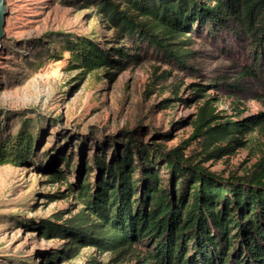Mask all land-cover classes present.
<instances>
[{
    "label": "trees",
    "instance_id": "1",
    "mask_svg": "<svg viewBox=\"0 0 264 264\" xmlns=\"http://www.w3.org/2000/svg\"><path fill=\"white\" fill-rule=\"evenodd\" d=\"M92 2L113 30L112 38L102 42L60 34L50 41L70 51L72 63L84 68V74L103 66L122 71L132 58L139 59L129 50L142 43L186 66L191 51L184 47L192 39L186 34L206 26L210 33L222 30L246 40L251 68L245 71L264 76V0ZM50 42L28 48L30 71L58 55ZM219 115L208 99L193 122V137L206 158L234 153L246 145L239 134L264 120V113L243 119ZM19 118L16 130L0 134V164L20 166L37 159L51 180L67 185L57 193L81 205L67 223L60 217L43 222L42 232L71 238L69 245L47 255L48 260L61 253L73 255L84 243H92L128 254L141 247L144 252L135 256L140 264H264V150L249 174L228 177L184 159L183 147L166 148L134 133L92 141L77 159L58 145L39 151L41 120L36 124L37 119ZM160 166L169 175L167 181H161ZM70 170L77 175L74 180L67 176Z\"/></svg>",
    "mask_w": 264,
    "mask_h": 264
},
{
    "label": "rangeland",
    "instance_id": "2",
    "mask_svg": "<svg viewBox=\"0 0 264 264\" xmlns=\"http://www.w3.org/2000/svg\"><path fill=\"white\" fill-rule=\"evenodd\" d=\"M5 6L0 134L16 130L19 117L37 119L36 124L41 120L38 150L58 145L78 159L92 141L103 143L134 133L166 148L183 147L184 159L222 177L249 174L262 157L264 120L239 134L246 145L222 158H206L193 137V122L208 99L223 119L264 113V76L245 71L251 68L246 40L199 26L186 34L192 37L184 47L191 51L186 66L142 43L129 50L139 59L132 58L122 71L103 66L84 74L55 39L60 34L102 42L113 37L92 0H5ZM42 42L58 47L59 53L30 71L27 60L33 58L28 48L37 49ZM37 162L0 164V264H140L135 256L144 252L141 247L128 254L92 243H84L77 253L70 252L73 255L61 253L48 260L47 255L69 245L71 238L42 232L43 222L60 217L67 223L81 205L58 194L67 185L51 180ZM72 170L67 176L74 180ZM159 173L162 182L169 179L161 166Z\"/></svg>",
    "mask_w": 264,
    "mask_h": 264
},
{
    "label": "water",
    "instance_id": "3",
    "mask_svg": "<svg viewBox=\"0 0 264 264\" xmlns=\"http://www.w3.org/2000/svg\"><path fill=\"white\" fill-rule=\"evenodd\" d=\"M5 13H6L5 0H0V48H1V41L4 36L3 24H4Z\"/></svg>",
    "mask_w": 264,
    "mask_h": 264
}]
</instances>
